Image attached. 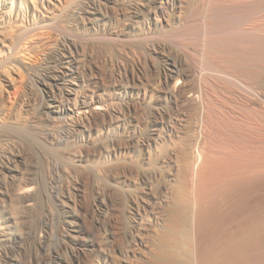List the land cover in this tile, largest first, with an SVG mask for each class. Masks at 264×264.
Wrapping results in <instances>:
<instances>
[{
    "label": "bare ground",
    "instance_id": "obj_1",
    "mask_svg": "<svg viewBox=\"0 0 264 264\" xmlns=\"http://www.w3.org/2000/svg\"><path fill=\"white\" fill-rule=\"evenodd\" d=\"M0 264H264V0H0Z\"/></svg>",
    "mask_w": 264,
    "mask_h": 264
},
{
    "label": "rangeland",
    "instance_id": "obj_2",
    "mask_svg": "<svg viewBox=\"0 0 264 264\" xmlns=\"http://www.w3.org/2000/svg\"><path fill=\"white\" fill-rule=\"evenodd\" d=\"M244 67H245V66H244ZM15 87H16V86H15ZM15 87L13 88L14 90H13V89L11 90V92L14 93V92H16V91L18 90V93H19V92H20V88L18 89V87H17V89H16ZM15 89H16V91H15ZM13 93H11L12 97L15 96L16 94H18V93H16V94L14 93V94H15V95H14ZM41 197H42L41 195H38V197H37V199H38L37 202L39 201V203H40L39 205H42V203H43V200H41V199H42ZM41 201H42V202H41Z\"/></svg>",
    "mask_w": 264,
    "mask_h": 264
}]
</instances>
